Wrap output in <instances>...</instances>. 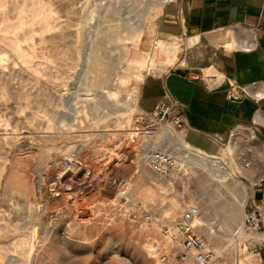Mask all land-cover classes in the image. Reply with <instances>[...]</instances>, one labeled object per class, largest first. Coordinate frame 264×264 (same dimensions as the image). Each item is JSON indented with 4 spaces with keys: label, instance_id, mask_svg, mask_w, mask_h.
Returning <instances> with one entry per match:
<instances>
[{
    "label": "rangeland",
    "instance_id": "1",
    "mask_svg": "<svg viewBox=\"0 0 264 264\" xmlns=\"http://www.w3.org/2000/svg\"><path fill=\"white\" fill-rule=\"evenodd\" d=\"M165 1L0 0V264H184L128 213L173 221L188 205L220 264H261L242 230L257 139L235 127L208 156L142 110L145 78L185 52L158 37ZM151 149L171 154L167 174Z\"/></svg>",
    "mask_w": 264,
    "mask_h": 264
},
{
    "label": "crops",
    "instance_id": "2",
    "mask_svg": "<svg viewBox=\"0 0 264 264\" xmlns=\"http://www.w3.org/2000/svg\"><path fill=\"white\" fill-rule=\"evenodd\" d=\"M157 34L180 38L185 52L182 63L164 75L145 78L143 112L155 111L170 92L178 104L168 119L175 123L179 117L185 139L206 155L220 150L212 136L232 138L238 127L239 134L257 139L262 150L258 177L264 176V0H166ZM205 69L212 72L203 76ZM210 76L218 81L215 85ZM231 82L240 86L234 99L228 97ZM251 185L264 220V182ZM259 240L256 254L264 264V230L255 244Z\"/></svg>",
    "mask_w": 264,
    "mask_h": 264
},
{
    "label": "built area",
    "instance_id": "3",
    "mask_svg": "<svg viewBox=\"0 0 264 264\" xmlns=\"http://www.w3.org/2000/svg\"><path fill=\"white\" fill-rule=\"evenodd\" d=\"M210 77L212 79L211 84L215 85L218 81L213 78L214 76ZM239 91L240 86L231 82L228 97L230 99L239 97ZM165 97L167 102H160L155 111L145 113L146 115L152 116L159 126L164 128L172 125L176 131L181 132L179 129L181 126V119L176 117L175 123L170 122L168 119L173 107L176 106L178 102L170 92H167ZM212 140L220 145V148H223L225 145V140L220 135L216 134L212 136ZM206 153L208 155H214L208 152ZM146 159L150 162L152 168L162 175L167 174L174 164L171 154L166 149H151ZM263 182L264 176H259L255 180L254 185ZM247 205H249L250 208L244 212L242 230L261 233L264 230V220L261 213L262 204H258L253 199V195H250L246 201V206ZM197 216H199V208L196 205H188L173 219V221L167 218L160 220L158 216L147 209H144L138 214L128 213L130 223L136 227H146L153 223L157 224L161 233L168 238L171 243L178 247V256L184 264H220L224 249H214L208 241L197 232L194 224V220ZM260 240L254 245V250L257 248V243L260 242Z\"/></svg>",
    "mask_w": 264,
    "mask_h": 264
},
{
    "label": "bare ground",
    "instance_id": "4",
    "mask_svg": "<svg viewBox=\"0 0 264 264\" xmlns=\"http://www.w3.org/2000/svg\"><path fill=\"white\" fill-rule=\"evenodd\" d=\"M186 143V142H185ZM187 144V143H186ZM188 145V144H187ZM197 152H199L200 153V151L199 150H197ZM196 219V218H195ZM194 224H195V220H194Z\"/></svg>",
    "mask_w": 264,
    "mask_h": 264
}]
</instances>
